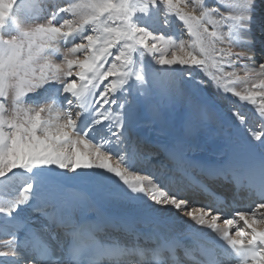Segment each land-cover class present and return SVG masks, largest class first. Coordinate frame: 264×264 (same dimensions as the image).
<instances>
[{
	"label": "snow or ice",
	"instance_id": "1",
	"mask_svg": "<svg viewBox=\"0 0 264 264\" xmlns=\"http://www.w3.org/2000/svg\"><path fill=\"white\" fill-rule=\"evenodd\" d=\"M257 7L256 0H0V264H264ZM174 21L183 25L179 34L162 30ZM232 97L255 108L257 129ZM163 110L179 112L185 134L150 142L138 129ZM209 127L216 158L194 162L191 132ZM194 167L234 184L232 204L203 182L184 184ZM196 197L214 203L194 206ZM105 205L127 213L111 216ZM181 217L190 244L159 231ZM138 218L156 228L136 231ZM121 231L126 238L111 234Z\"/></svg>",
	"mask_w": 264,
	"mask_h": 264
},
{
	"label": "rangeland",
	"instance_id": "2",
	"mask_svg": "<svg viewBox=\"0 0 264 264\" xmlns=\"http://www.w3.org/2000/svg\"><path fill=\"white\" fill-rule=\"evenodd\" d=\"M50 1V2H49ZM46 0V2L47 3H49V4H51V3H53V2H55V0ZM21 15V18L23 17V14H20ZM171 27H173L174 28V35L175 34H179V32L181 31V30H183V25H182V23L181 22H179V21H174L173 22V24L169 27V28H171ZM160 28V27H159ZM259 29H260V27H259ZM157 34H159V32H157ZM182 38L183 39H185V40H189L190 41V37L187 35V33H186V30L184 31V33H183V36H182ZM256 45H257V43H256ZM264 45V44H263ZM260 47V46H259ZM152 66L153 67H155V68H159L160 66H158V65H155L154 63L152 64ZM199 75H201V76H203V73H200ZM205 79H207V77L205 78ZM244 86H242L241 88H243ZM158 101V102H157ZM154 103H156V104H159L160 103V101L159 100H156V101H154ZM243 104V103H242ZM246 105H249V104H246ZM243 106H244V104H243ZM250 106V105H249ZM246 107H248V106H246ZM240 112L242 113V114H244V115H246V113L245 112H247L248 110H246V109H244V108H241L240 107ZM246 110V111H245ZM143 113H146L147 114V111H142ZM168 113H170V112H168ZM167 113V111L166 110H164V111H162L161 112V116H160V118H162L161 120L159 119V121H156L154 124H152L150 127L149 126H141L140 128H139V130H141V132H143V133H147L148 134V138L150 139L151 137H153L154 138V140L155 141H168V140H171L173 137H176V136H180L178 133L179 132H181V129L180 128H178V129H174L175 130V133H173L172 132V134L171 133H169V131H167L168 130V128H167V126H164V124L166 125V120H173L174 122H176V121H178L179 120V112L177 111L176 112V116L174 115V117H173V119L172 118H169V116L170 117H172L173 115H171V114H168ZM143 114V117H142V119H144L145 117V119L144 120H148L150 117H149V114ZM166 114V115H165ZM164 115V116H163ZM250 116V118H247V121H248V123L251 125V124H255V125H258V123H259V121H257L258 120V116H257V114H255V113H253L252 115H249ZM176 117H177V119L178 120H176ZM163 121V122H162ZM252 121V122H251ZM178 122H176V124H177ZM156 125V126H155ZM161 125V127H158V126H160ZM144 127V128H143ZM173 128H176V127H173ZM212 129H214L213 127H209L208 129H205V132L202 134V133H200L201 134V137H203L204 138V142L203 141H198V142H195V143H193L194 144V146H195V151H192L191 152V156H198V157H200V158H202L203 160L204 159H209V158H212V157H214L215 156V153H216V146H217V141H215L216 139L215 138H213V139H210L209 138V136H210V134H208L207 135V137L206 136H204V134L206 133V132H208V130H212ZM166 130V131H165ZM177 132V133H176ZM154 133V134H153ZM178 134V135H177ZM145 135V134H144ZM213 135H215L216 136V134H215V132H214V134ZM206 137V138H205ZM148 139V140H149ZM157 139V140H156ZM209 140V141H208ZM216 157V156H215ZM113 163H115V161L113 160L112 161ZM5 195H7V193L5 192ZM23 207V206H22ZM104 210L107 212V213H109V214H111L112 216H117V217H119V216H124V215H126V213H127V210H125V209H122L121 207H119V206H116V205H111V206H108V205H105V208H104ZM95 213V212H94ZM187 217H181V219L180 220H175V219H173V220H169V221H164L165 223H168V226L169 225H172V226H174V227H176V228H178V229H181L183 226H187L185 223H182L181 221H187ZM154 221H152V220H150V219H144V218H138V219H136V221H135V223H134V225H136L137 226V223L138 224H147V223H153ZM148 226V225H147ZM141 227H146V226H141ZM178 229H176V230H178ZM7 237H5V239H6Z\"/></svg>",
	"mask_w": 264,
	"mask_h": 264
},
{
	"label": "bare ground",
	"instance_id": "3",
	"mask_svg": "<svg viewBox=\"0 0 264 264\" xmlns=\"http://www.w3.org/2000/svg\"><path fill=\"white\" fill-rule=\"evenodd\" d=\"M49 1V0H48ZM50 2V1H49ZM256 4H257V11L255 12V14H254V18L255 19H257L258 21H260L261 22V26H264V0H256ZM156 25H157V28L159 29V27H160V21H157L156 22ZM254 28H255V35H256V43H257V45L255 44V55H256V60L258 61V62H264V45L261 43V41H264V32H262L261 31V29H259V27H256L255 25H254ZM164 32H166L167 34H173L174 35V28L173 27H171V28H169V27H167V28H164V29H162ZM260 46V47H259ZM236 51H239L240 49H235ZM251 54V53H250ZM148 59V61L150 62V63H154V62H151L150 61V58H147ZM257 67H258V64H257ZM240 74L242 75L243 73L242 72H240ZM206 78V77H205ZM242 86H244V85H237V88L238 89H240ZM230 95V94H229ZM232 100H234L235 102H236V107L237 108H239L240 109V107L241 108H244V109H246V110H248L247 112H245L246 113V115H245V117L246 118H250V116L249 115H252L253 113H255V108L252 106V105H246V103H243L244 104V106H243V104L238 100V98H235V97H232ZM158 102V101H157ZM9 103H10V101H9ZM258 103H259V101H258ZM246 106H248V107H246ZM245 110V111H246ZM164 111V110H163ZM167 111V110H166ZM169 111H167V113H168ZM143 114H146V113H143V112H141L140 113V118L142 119V117H143ZM147 114H148V112H147ZM146 114V115H147ZM168 114H171V115H173L172 117H170L169 116V118H172L173 119V117H174V115L176 116V112H170V113H168ZM256 114V113H255ZM162 115V114H161ZM160 115V116H161ZM166 115V114H165ZM164 116V115H163ZM146 118V117H145ZM144 118V119H145ZM163 118V117H162ZM162 118H159L160 120L162 119ZM144 119H142V120H144ZM159 119L158 120H156V121H159ZM176 120H178L177 119V117H176ZM167 122H166V125L164 124V126H167V128H168V130L167 131H169V133H171L172 134V132L173 133H175V130L174 129H178V128H180L181 129V132H179L178 134L181 136V135H184L185 134V128L182 126V123H181V118H180V116H179V120L178 121H176V122H178L177 124H176V122H174L173 120H166ZM257 121H259V117H258V120ZM163 122V121H162ZM252 122V121H251ZM156 126V125H155ZM251 126H252V128L253 129H257V125H255V124H251ZM158 127H161V125L160 126H158ZM173 127H176V128H173ZM144 128V127H143ZM138 131L140 132V134H142V135H144L147 139H149L148 138V134L147 133H143V132H141V130H139L138 129ZM166 131V130H165ZM205 132V129H201V130H196V131H193V132H191V137H192V143H195V142H198V141H205L204 140V138L203 137H201V134L200 133H204ZM177 133V132H176ZM154 134V133H153ZM177 134V135H178ZM208 134H210V136H209V138L210 139H213V138H215L216 139V136L215 135H213L214 134V129H212V130H208V132H206L205 134H204V136H206L207 137V135ZM205 137V138H206ZM157 140V139H156ZM149 141L150 142H160V143H168V142H170L171 140H168V141H155L154 140V138L153 137H151L150 139H149ZM209 141V140H208ZM216 141V140H215ZM189 155L191 156V152H189ZM160 157H162V156H160ZM154 161H155V158H154ZM143 171H145V172H147L148 171V169L147 168H145ZM193 203H194V206H197V205H199L200 203H199V198H194V201H193ZM116 206H118V205H116ZM119 207H121V206H119ZM122 209H124L123 207H121ZM126 210V209H125ZM89 213H93L94 215H95V213L93 212V211H89L88 212V214ZM153 223H156L155 221L153 222ZM152 223H147V224H138L137 223V226L138 227H141V226H147V225H151ZM170 227H172V228H176V227H174V226H172V225H169ZM36 227H38V225H36ZM186 226H183L181 229H183V228H185ZM176 229H178V228H176ZM181 229H178V230H181ZM207 231V230H206ZM213 237L215 236V234L213 233V234H211Z\"/></svg>",
	"mask_w": 264,
	"mask_h": 264
}]
</instances>
